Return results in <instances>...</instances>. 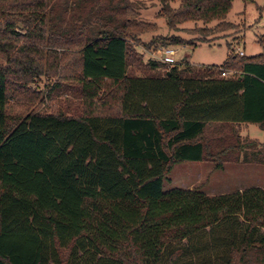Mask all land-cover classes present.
Returning <instances> with one entry per match:
<instances>
[{
	"label": "trees",
	"instance_id": "16d2710c",
	"mask_svg": "<svg viewBox=\"0 0 264 264\" xmlns=\"http://www.w3.org/2000/svg\"><path fill=\"white\" fill-rule=\"evenodd\" d=\"M158 1L169 30L236 26L234 0ZM157 30L133 0H0V264H264V189L163 190L184 162L264 165L232 129L264 128V54L131 74L135 43L186 45ZM43 78L76 109L39 111Z\"/></svg>",
	"mask_w": 264,
	"mask_h": 264
},
{
	"label": "rangeland",
	"instance_id": "374dc122",
	"mask_svg": "<svg viewBox=\"0 0 264 264\" xmlns=\"http://www.w3.org/2000/svg\"><path fill=\"white\" fill-rule=\"evenodd\" d=\"M133 1L137 18L157 25L158 30L155 35L180 37L186 42V45L183 46L170 47L176 51L174 56L176 63L186 60L195 67L207 69L210 66L221 67L227 59L229 51H243L245 57L264 54V0H255L252 3L235 0L227 15V20L236 26L233 29H224L222 32H217L213 24L208 28L206 25L194 22L180 24L174 27V30H169L166 21L158 17L161 13V4L158 0ZM177 5V0L171 3L172 8H176ZM142 40L149 43L150 37L146 36ZM134 45L136 56L133 62H130V73L136 76L152 74L153 71L148 67V62H158L159 51L165 47H162L159 42L151 45L149 50L137 43ZM159 70L161 71V69ZM52 84V80L43 78L36 85L44 93V102L40 105L39 111L48 113L58 108L62 110L76 109L79 105L78 98L59 95L50 99L46 96L48 87ZM248 125L241 124L232 129L239 132L242 138L253 140L262 146L264 131L255 125ZM222 130L223 133H229L230 128L226 126ZM243 165L246 164H225L221 170L216 171L210 163L184 162L172 168L167 176V181L164 182L163 190L197 189L208 196H217L239 188H247L251 185L239 183V179H244V175L255 178L257 174L255 168L243 167ZM250 166H255V164Z\"/></svg>",
	"mask_w": 264,
	"mask_h": 264
},
{
	"label": "crops",
	"instance_id": "0c3cea01",
	"mask_svg": "<svg viewBox=\"0 0 264 264\" xmlns=\"http://www.w3.org/2000/svg\"><path fill=\"white\" fill-rule=\"evenodd\" d=\"M235 1V0H234ZM234 1L232 2V4L234 3ZM255 1V0H254ZM253 1V2H254ZM248 3H252V2H248ZM231 4V5H232ZM232 7V6H231ZM235 53H237V54H239L240 55V53H242V55H245L244 54V52L243 51H238L237 50V52H235ZM235 72H229V74L231 75V74H234ZM246 125H248V124H246ZM253 125V124H252ZM249 126V125H248ZM257 128H259L257 125H255ZM260 130H262V131H264V128L263 129H261V128H259ZM242 134V133H241ZM243 167H248V168H255V171H256V174H257V177H253V176H250V175H244V179L242 178H240L239 179V183H244L245 185L246 184H250L251 186H249V187H247V188H251V187H257V188H262V189H264V176H263V174H264V165H255V166H250V164H246V165H243ZM258 175H260V176H258ZM244 189H246V188H243V189H241V188H239L238 190H235V191H233V192H228V193H234V192H240V191H242V190H244ZM225 194H227V193H225Z\"/></svg>",
	"mask_w": 264,
	"mask_h": 264
},
{
	"label": "built area",
	"instance_id": "2783aa9c",
	"mask_svg": "<svg viewBox=\"0 0 264 264\" xmlns=\"http://www.w3.org/2000/svg\"><path fill=\"white\" fill-rule=\"evenodd\" d=\"M160 56H159V63L163 64V65H167V66H171L174 65L176 63L175 61V54L176 51L173 50L172 48L168 47V48H163L159 51ZM240 55H242V53H240ZM229 73L228 72H223L221 75L223 77L227 76Z\"/></svg>",
	"mask_w": 264,
	"mask_h": 264
},
{
	"label": "water",
	"instance_id": "95a60500",
	"mask_svg": "<svg viewBox=\"0 0 264 264\" xmlns=\"http://www.w3.org/2000/svg\"><path fill=\"white\" fill-rule=\"evenodd\" d=\"M4 65V63L0 60V66H3Z\"/></svg>",
	"mask_w": 264,
	"mask_h": 264
}]
</instances>
